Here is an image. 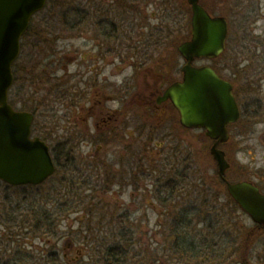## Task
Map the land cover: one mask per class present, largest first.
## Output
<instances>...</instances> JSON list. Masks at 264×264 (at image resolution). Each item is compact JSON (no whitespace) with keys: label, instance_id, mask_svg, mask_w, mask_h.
I'll return each mask as SVG.
<instances>
[{"label":"flooded vegetation","instance_id":"flooded-vegetation-1","mask_svg":"<svg viewBox=\"0 0 264 264\" xmlns=\"http://www.w3.org/2000/svg\"><path fill=\"white\" fill-rule=\"evenodd\" d=\"M194 3L212 18L226 19L229 25L224 53L217 59H195L192 65L198 67V61L207 60V66L232 84L239 116L226 127L223 141L212 138L207 129L185 126L180 110L165 96L168 87L182 81L186 64L175 48L165 46L167 28L170 32L167 24L172 23L173 28L180 24V43L189 40ZM247 4L253 5L250 15L244 14ZM262 9L257 0H81L79 37L91 49L81 54V59L71 57L70 64L80 66L79 85L65 87L72 110L65 115L64 152L48 146L57 165L49 180L60 171L56 153L81 166L67 168L73 176L63 185V210H48L47 227L40 231L47 239L44 244H20L22 235L38 231L18 230L23 201L18 196L4 198L8 228L2 230L5 238L0 239V264H264V223L255 221L231 193V187L239 183L245 185L239 190L240 198H264V90L257 83L259 79L238 82L241 73L245 77L254 75L248 71L250 66L240 68L238 79L235 73L225 75L223 70H228L229 64L226 68L215 65L234 51L243 53V35L251 33L253 23L264 21ZM240 21L250 26L235 31L233 23ZM231 37L235 38L232 46ZM121 39L128 41L126 48ZM135 39L140 47L134 46ZM250 46L259 49L251 42ZM55 71L56 67L53 81L59 77ZM65 78L64 83L72 82L71 75ZM98 82L102 88L97 87L100 101L95 102L88 87ZM72 114L85 120V129L95 137L91 144L99 143L88 156L77 145L82 139L76 136ZM214 148L224 153L227 166L223 171L212 154ZM77 149L79 155L75 154ZM159 160L163 162L161 176H152ZM83 161L85 166L80 163ZM0 183L16 190H38L31 185ZM109 195L120 197L114 208L99 204L83 209L82 217L98 219L99 232L112 228L114 240H91L77 246L72 232L80 230H71L72 204ZM127 196L153 202L151 207L132 209L125 202ZM150 211L159 218L154 230L166 234L168 240L158 245L157 258L151 257L150 244H139L136 239L142 226L151 231ZM87 225V231L92 232V226ZM182 232L188 236H180ZM123 233L132 234V240H119ZM171 233L179 234L174 244L169 240ZM199 233L208 234L206 244L198 241ZM89 244L96 246V251L83 263L82 250Z\"/></svg>","mask_w":264,"mask_h":264},{"label":"rangeland","instance_id":"rangeland-1","mask_svg":"<svg viewBox=\"0 0 264 264\" xmlns=\"http://www.w3.org/2000/svg\"><path fill=\"white\" fill-rule=\"evenodd\" d=\"M256 3V2H255ZM257 4H261L263 7V13H264V0H257ZM253 9V5H246V9L244 10V14H251V10ZM256 9V8H255ZM64 11H61L59 8L55 7L52 10L53 16H61ZM51 15L50 10L48 13L40 14L39 16L35 17L34 21V28L33 31L38 35L33 36L31 39V42H34L35 38H38V42H40L38 45H33L32 48L28 50L26 58L27 63L24 64L26 70L29 72L26 74L22 73V81L24 82L23 86L21 87V99L14 102V106L21 110H27L35 113V123H34V129L35 134L37 136H41L44 138L47 143L50 146H53L57 149L59 153L62 154L65 150V144L67 135L64 129V126L68 124L67 118L65 115L68 113L69 109V101L65 97V93L67 90H65L66 85L73 84V85H79L78 76L80 71V66L78 63L70 64L71 57L77 56L81 59V54L84 52L90 51L91 45L87 43L83 38L76 36L71 37L70 35H64L61 33V29L59 31L57 30L56 33L52 32L49 35V32H47L48 23L51 22ZM241 22V21H240ZM235 22L233 23V26L236 27L235 31H241L246 30L245 28L250 26V23L244 24L243 22ZM240 24L243 26L241 27ZM60 25V24H59ZM170 25V32L168 31L165 34L167 40L165 41V46L167 48H175V52H177V42L180 39L179 34L177 31V28L180 27V24H177L175 28H173L172 23L167 24V26ZM249 29V28H248ZM250 32L247 35H243L242 42L245 46L243 47V53H236L234 51L233 53H230L231 55L222 57L218 62H216L215 65H218L220 67H225L226 64H229L228 70H223L225 75L227 74H237V78L239 79L240 74V68H245L246 66H250L248 71L253 73L254 75L245 77L241 73L242 80H239L238 82H245V79L248 78H254V80L259 79L257 82L259 83L260 87L264 90V21H260L259 23H253L252 27L250 26ZM176 30V31H175ZM40 33V34H39ZM124 41L125 48L128 46V41L121 39ZM232 45H234L235 38L232 39ZM134 46L140 47L141 44H137V39L132 40ZM246 42V45H245ZM250 42L255 45L259 46V49H254L250 46ZM132 44V43H131ZM120 48V47H119ZM124 53V51L122 52ZM79 54V55H78ZM231 56V57H230ZM230 57V61H228ZM180 59V58H179ZM181 63L183 64V60L180 59ZM24 62V61H23ZM55 62V64H54ZM198 66L209 64L207 60H200L196 63ZM37 66L39 68L37 69ZM56 67V74H58V78H56L54 81L52 78L54 77L53 70ZM65 68H69V73L66 72ZM33 74H37L36 77H32ZM68 73V74H67ZM71 75L72 82H65L63 79L65 76ZM76 75V76H75ZM228 76V75H227ZM119 79H122L120 76ZM33 84V85H30ZM102 85L101 82L96 83L95 85L89 84L88 90L92 91V96L95 102L100 101V96L97 92V87H100ZM247 87L248 84H245ZM94 92V93H93ZM74 125L76 126L75 131L76 136H79V139H82L80 142H77V145L80 144L82 147L79 146V148L82 150V153L86 156H88L89 151H96L97 145H99L98 142H94L91 144L92 141H94L93 135L89 132V130L85 129L87 127L85 120H83V117L81 115L75 116L72 114L71 116ZM76 144V142H75ZM91 144V145H90ZM80 149H77L75 154L78 153ZM64 155V154H63ZM63 155H60L59 157L62 160V165L60 167V171L57 173V175L49 180L47 183L43 184L40 188H6L4 185L0 183V239L3 237L5 238V233L2 231L4 228L7 229L8 226H6L5 221H7L6 215L3 213V207H5L4 204V198L6 197H12L15 198V196H18L20 200L23 201V203L28 202V200L35 199L37 201L38 206L40 205L42 208L46 210H54L56 212L60 211L62 212L63 207H61L62 203H60L63 200V185L65 180L69 176H73L72 174L69 175L70 171L67 172V168L70 167V169L75 170V165H77L76 169H79L78 167L81 166L78 163L74 164L73 161H65ZM74 153L71 154V157H73ZM162 160V158H161ZM159 160L156 161L155 166L157 167L156 173H152V176H161V170L163 166V162ZM66 163V164H65ZM72 163V164H71ZM83 166H85L84 161L80 162ZM81 168V167H80ZM69 169V170H70ZM82 169V168H81ZM78 192V191H77ZM81 194V192H80ZM120 199V197H111L110 195L104 198H97L96 200H86L79 202L80 204L73 203L72 208V216L70 218V223L73 227H71V230L74 228L76 230H80V232H72V239L73 241L77 242L75 244H78L77 246H80L81 244L87 243V241H93L94 239H98V235L103 236L106 234L103 232H97L99 225L97 224L98 219L94 218L90 220V218L82 217V212L87 209H93L96 206H99V204H103L106 206V209H112L114 208L117 200ZM116 201V202H115ZM125 202L131 206L132 209H145L147 207H151L152 200H149L148 198H139L137 200H134V198H131L130 196H127L125 198ZM94 203V206L92 205ZM102 208V206H101ZM84 209V210H83ZM81 210V211H80ZM80 211V212H78ZM78 212V213H77ZM76 213V214H75ZM60 213H57V216ZM150 214L152 215V223L150 230L148 231V227H145L146 225L142 226V231L136 233V239L139 240V244H144V242L150 244V251H151V257L157 258L159 256V244H167V236L166 234H161L158 231L154 230L153 224L158 222V217L153 214V212L150 211ZM57 219V218H56ZM90 224L93 228L88 229L85 226H88L87 224ZM249 223V222H248ZM66 224V223H65ZM67 224H69L67 222ZM59 226L63 225L62 222ZM110 226V225H109ZM112 228L105 229L106 231H110ZM62 232V231H61ZM95 232V234H94ZM15 233H18L16 231ZM34 234V233H33ZM109 234V232H107ZM168 235V234H167ZM39 236V238L35 237ZM88 237L89 239H86ZM45 235H41L40 232H38L35 235L32 234H25L22 235V240L20 241V244H44L46 241ZM15 241V240H14ZM14 241H9V244H12ZM46 243V242H45ZM8 244V243H7ZM62 244V243H61ZM95 244V243H94ZM90 246L88 248H85L82 254V261L83 263L86 262L92 253L96 251V246L93 247V244H89ZM83 246V245H82ZM85 255V256H84ZM85 258V259H84ZM156 261V260H155Z\"/></svg>","mask_w":264,"mask_h":264},{"label":"water","instance_id":"water-1","mask_svg":"<svg viewBox=\"0 0 264 264\" xmlns=\"http://www.w3.org/2000/svg\"><path fill=\"white\" fill-rule=\"evenodd\" d=\"M48 0H0V180L11 185H40L56 170L47 143L32 139L35 116L16 111L9 103L14 85V63L21 55V44L31 20L45 9ZM195 4V3H194ZM192 36L179 44L186 60L183 80L166 90L182 114V123L202 127L212 138L226 139L227 126L238 119L239 111L232 84L222 79L210 66H192L195 59H217L226 49L229 25L224 18H212L202 7L194 5ZM220 169L227 166L224 153L212 150ZM245 185L231 187V193L257 222L264 223V198H240Z\"/></svg>","mask_w":264,"mask_h":264},{"label":"trees","instance_id":"trees-1","mask_svg":"<svg viewBox=\"0 0 264 264\" xmlns=\"http://www.w3.org/2000/svg\"><path fill=\"white\" fill-rule=\"evenodd\" d=\"M55 7L59 8L61 11H64L61 16L57 17V16L52 15L51 12L53 8ZM80 9H81V0H50L46 9H44V11L40 13V14L48 13L50 10L51 22L48 23L49 25L46 31L49 32V35H50L51 32L53 34V33H56L57 30L59 31V29H61L62 31L61 33H63L64 35H70L71 37L79 36V34L82 32V28H81L82 23L79 19L81 18ZM40 14H38L37 16H39ZM33 20H31L32 21L31 26L23 38L21 56L19 60L17 61V63H15L14 65L15 84L10 93L12 105L14 104L15 101L21 99V96H20L21 87L24 84V82H20L22 81L21 74L24 73L27 75V73H29L24 66V64L27 63L26 58H28L26 52H28V50L32 48L33 45L35 44L38 45L40 43L37 40L38 38L34 39L36 41L31 42L32 37L38 35V33L36 34L33 31V28H34ZM179 43H180V39L178 40L177 45H179ZM175 53L176 55H178L177 52ZM38 68L39 66H37V69ZM36 75L37 74L32 73V77H36ZM30 85H33V84H30ZM60 155L61 154L56 153V162L59 166V170L63 163L61 158L59 157ZM60 203H62V201ZM22 205H23L22 206L23 210L21 211V215L20 216L18 215V222L20 225V229L18 230H21V231L29 230L33 232L35 231L40 232L42 231L44 227L45 228L47 227L48 210L42 208L40 205L38 206L37 201L35 199H30L28 200V202L26 203L24 202ZM97 232L99 233V231ZM107 232H109V234H107ZM104 233H106L104 237L98 235V239L96 240L94 239V241H104V240L113 241L114 240L115 234H113L112 231H106V232L104 231ZM122 235L123 236H120L118 238L119 240H125V241L132 240V234L123 233ZM170 235L172 237V239H169L171 243L173 244L176 243L178 241L179 234L171 233ZM207 235L208 234L199 233L198 241H202L203 244H206ZM180 236L186 237L188 236V234L182 232L180 233ZM86 239H89V238L86 237Z\"/></svg>","mask_w":264,"mask_h":264}]
</instances>
